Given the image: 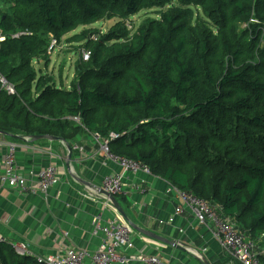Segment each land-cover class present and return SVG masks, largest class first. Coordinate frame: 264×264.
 Masks as SVG:
<instances>
[{
    "label": "trees",
    "instance_id": "1",
    "mask_svg": "<svg viewBox=\"0 0 264 264\" xmlns=\"http://www.w3.org/2000/svg\"><path fill=\"white\" fill-rule=\"evenodd\" d=\"M1 2L0 77L15 93L0 81V132L21 137L9 141L109 139L112 154L147 165L264 243V0ZM142 12L154 16L131 31ZM105 19L118 21L94 41L89 26ZM64 38L91 51L70 89L49 71L52 40ZM0 264L40 263L0 241Z\"/></svg>",
    "mask_w": 264,
    "mask_h": 264
},
{
    "label": "crops",
    "instance_id": "2",
    "mask_svg": "<svg viewBox=\"0 0 264 264\" xmlns=\"http://www.w3.org/2000/svg\"><path fill=\"white\" fill-rule=\"evenodd\" d=\"M67 80L64 84L70 89ZM3 140L9 141L0 134ZM17 144L19 172L37 182L38 172L53 165L60 181L47 193H23L0 181V238L6 242L24 244L40 256H57L69 248L94 252L105 242L97 221L106 226L110 220L123 219L133 228L131 245L121 249L130 259L128 264H140L138 259L149 255H158L169 264H241L214 237L212 224H200L186 207L181 215L176 213L181 204L176 187L152 172L124 170L106 156L102 140L95 135L72 142L71 157L63 141ZM6 152V146H0V161ZM112 174L122 175L127 185L126 194L115 196L125 216L103 190L105 176ZM239 232L250 240L247 233ZM255 245L258 257L264 256L263 240Z\"/></svg>",
    "mask_w": 264,
    "mask_h": 264
},
{
    "label": "built area",
    "instance_id": "3",
    "mask_svg": "<svg viewBox=\"0 0 264 264\" xmlns=\"http://www.w3.org/2000/svg\"><path fill=\"white\" fill-rule=\"evenodd\" d=\"M23 34H29L27 31L15 34L13 37H19ZM99 36L93 34L91 39L98 41ZM5 40V35L0 28V42ZM60 45L53 39L49 52L59 50ZM91 58V51L84 47L80 53V60L88 62ZM2 87L10 94L15 93V88L3 76L0 77ZM74 122L80 124V117H72ZM97 139L102 140V149L106 156L117 162L124 170L132 173L144 172L151 173L150 168L137 161L118 157L110 152L109 139H102L95 135ZM110 138H116L111 134ZM29 142L31 138H25ZM6 146L7 152L0 161V181L3 185L16 189L23 193H47L60 181L58 169L51 165L42 168L37 174V182H32L26 174L18 171L16 165V153L19 145L13 141H0V146ZM127 185L123 182V176L112 174L105 176L103 180V190L106 194L112 196L123 195L127 193ZM181 204L177 207L176 213L181 215L185 207L190 209L196 220L203 225H213L214 237L218 239L226 251L241 264H262L258 255L255 253L256 245L248 240L238 231L235 223L230 219L223 217L209 202L196 196L192 192H185L177 189ZM99 221L96 228L103 232L105 242L98 250L92 252L88 249L69 248L63 254L57 256H40L28 250L24 244L13 245L16 251L25 256L35 258L40 264H128L130 259L121 252V249L131 245L133 228L126 220H110L106 226H101ZM1 242H6L0 238ZM193 253H197L194 252ZM140 264H169L158 255L141 256L138 259Z\"/></svg>",
    "mask_w": 264,
    "mask_h": 264
},
{
    "label": "rangeland",
    "instance_id": "4",
    "mask_svg": "<svg viewBox=\"0 0 264 264\" xmlns=\"http://www.w3.org/2000/svg\"><path fill=\"white\" fill-rule=\"evenodd\" d=\"M0 7L4 8L2 5V2L0 0ZM148 16H154L153 13L151 12H142L139 15L135 16L132 18L133 23L135 24L134 28L133 25H130L127 23L126 25L129 26V29L133 31V29H136V26H138L146 17ZM118 20H108L105 19L103 21H99L91 26L89 28L91 30L99 31V34H96L97 36L101 34H105L110 27ZM84 30V28H79L76 31H74L72 34L75 33H80ZM71 34V35H72ZM70 35V36H71ZM1 43V42H0ZM60 44L59 51L54 52L51 57H52V62L49 66V71L51 70L52 73H54L56 76L61 72L62 77L65 79H68V87L71 86L70 80H72L75 76V67L77 63L80 60V53L81 50L84 48V42H77V43H69L66 38H64ZM39 67H43L44 69V63L41 62ZM62 67V68H61Z\"/></svg>",
    "mask_w": 264,
    "mask_h": 264
},
{
    "label": "water",
    "instance_id": "5",
    "mask_svg": "<svg viewBox=\"0 0 264 264\" xmlns=\"http://www.w3.org/2000/svg\"><path fill=\"white\" fill-rule=\"evenodd\" d=\"M0 134L1 135H3V136H5V137H13V138H15V139H21V137H19V136H9L8 134H6V133H4V132H0ZM49 140V141H63V140H60L59 138H57V137H55V136H48V135H46V136H34L33 138H31V142H37V141H40V140ZM64 143H66L65 141H63ZM66 146H67V149L69 150V155H70V157H71V155H72V148H71V146L68 144V143H66ZM105 192V191H104ZM108 195V194H107ZM109 196V198H110V200L114 203V205L117 207V209L119 210V212L123 215V216H125V213L123 212V210L119 207V204H118V202H117V200H116V198H115V196H112V195H108ZM133 227L136 229V230H139L137 227H135L134 225H133ZM144 234H147V235H152L151 233H149V232H145V231H142ZM153 237H155V236H153ZM157 238V237H156Z\"/></svg>",
    "mask_w": 264,
    "mask_h": 264
}]
</instances>
